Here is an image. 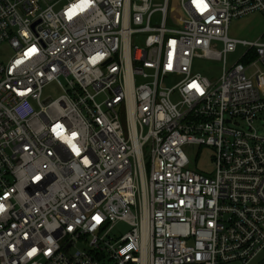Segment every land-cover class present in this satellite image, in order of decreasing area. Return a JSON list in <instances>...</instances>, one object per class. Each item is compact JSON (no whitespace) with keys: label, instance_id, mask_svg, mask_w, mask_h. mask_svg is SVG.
Segmentation results:
<instances>
[{"label":"built area","instance_id":"obj_1","mask_svg":"<svg viewBox=\"0 0 264 264\" xmlns=\"http://www.w3.org/2000/svg\"><path fill=\"white\" fill-rule=\"evenodd\" d=\"M200 2L177 0L174 26L171 0H0V264L264 252V34L228 36L264 20V0ZM197 60L221 63L217 81ZM52 84L61 95L44 98ZM191 147L214 152L213 174L190 168Z\"/></svg>","mask_w":264,"mask_h":264},{"label":"rangeland","instance_id":"obj_2","mask_svg":"<svg viewBox=\"0 0 264 264\" xmlns=\"http://www.w3.org/2000/svg\"><path fill=\"white\" fill-rule=\"evenodd\" d=\"M63 5V4H62ZM183 18L181 10L178 7L177 0H171L169 23L176 26ZM264 33V20L258 14L247 16L244 18L233 20L229 30L228 36L238 40L254 41ZM241 49L235 54L227 56V66H231L238 60V55ZM12 52L8 49H0V60L7 59ZM221 63L216 61L197 60L193 65V71L206 76L211 81L215 82L221 74ZM61 95V90L58 86L49 85L43 91L44 98L56 99ZM257 128L259 135H264V114L261 115ZM197 148H186L185 153L190 162V168L204 175H211L214 171L213 157L214 152L209 148H203L196 157ZM113 234L125 235L128 232V227L123 222H118L113 227ZM237 264V263H236ZM250 264H264V252L259 255Z\"/></svg>","mask_w":264,"mask_h":264},{"label":"snow or ice","instance_id":"obj_3","mask_svg":"<svg viewBox=\"0 0 264 264\" xmlns=\"http://www.w3.org/2000/svg\"><path fill=\"white\" fill-rule=\"evenodd\" d=\"M197 7L200 8L201 11H203L207 7V5L205 3L200 2V0H197ZM193 87H196L197 90H199L198 85L194 84ZM74 150H75V148H74ZM37 179H39V177H37ZM2 208H3V206L0 205V210H2Z\"/></svg>","mask_w":264,"mask_h":264},{"label":"crops","instance_id":"obj_4","mask_svg":"<svg viewBox=\"0 0 264 264\" xmlns=\"http://www.w3.org/2000/svg\"><path fill=\"white\" fill-rule=\"evenodd\" d=\"M263 34H264V33H263ZM261 36H262V35H261ZM261 36H260V37H261ZM258 38H259V37H258ZM258 38H257V39H258ZM253 72H254V70H250V71L248 72V74H249V75H252ZM260 73L263 74V80H264V67H261V69H260Z\"/></svg>","mask_w":264,"mask_h":264}]
</instances>
